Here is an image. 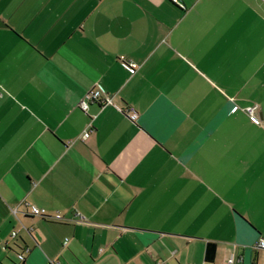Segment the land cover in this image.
<instances>
[{"label":"crops","instance_id":"crops-1","mask_svg":"<svg viewBox=\"0 0 264 264\" xmlns=\"http://www.w3.org/2000/svg\"><path fill=\"white\" fill-rule=\"evenodd\" d=\"M0 19V264H264V0H0ZM98 84L114 103L86 113Z\"/></svg>","mask_w":264,"mask_h":264},{"label":"built area","instance_id":"built-area-1","mask_svg":"<svg viewBox=\"0 0 264 264\" xmlns=\"http://www.w3.org/2000/svg\"><path fill=\"white\" fill-rule=\"evenodd\" d=\"M175 2H177L178 0H174ZM123 63H125V65L127 66L128 70L131 73H135L136 70L139 68V64L134 62V61H130L127 60L125 56H121L120 59ZM93 103H98L100 104L102 107L111 105L114 103V96L102 85H96L95 87H93L92 89H90L88 92H86L85 96L83 97V99L80 101L79 103V108L88 113L90 106ZM237 108H235L236 110ZM255 110L256 107L255 106H249L246 108V111L249 113V115L251 116L252 120L256 123L260 122V119L255 115ZM124 114L132 121H137L138 117H139V113L137 111V109L133 106V105H127L124 108ZM91 119L93 120L94 117L92 116ZM93 122L90 120L89 122V128L84 132L83 134V138L87 139L92 131H93ZM12 213L15 215V217L19 218V210L17 208H12L11 209ZM32 214L34 216H45L46 215V209L45 208H41L38 207L36 205H30L29 206V210L27 211V214ZM81 221L85 220V217H80ZM18 235V231H13L12 232V237H16ZM69 242V238H66L64 241V245H67ZM255 247L256 248H264V240L260 239L255 243ZM21 260H24V254H20L19 255ZM235 261V258L232 257L229 259L228 264H233Z\"/></svg>","mask_w":264,"mask_h":264},{"label":"trees","instance_id":"trees-1","mask_svg":"<svg viewBox=\"0 0 264 264\" xmlns=\"http://www.w3.org/2000/svg\"><path fill=\"white\" fill-rule=\"evenodd\" d=\"M217 246L214 243H209L206 251V261L213 262L216 258Z\"/></svg>","mask_w":264,"mask_h":264},{"label":"water","instance_id":"water-1","mask_svg":"<svg viewBox=\"0 0 264 264\" xmlns=\"http://www.w3.org/2000/svg\"><path fill=\"white\" fill-rule=\"evenodd\" d=\"M0 27H8V25H6V23L0 19Z\"/></svg>","mask_w":264,"mask_h":264}]
</instances>
